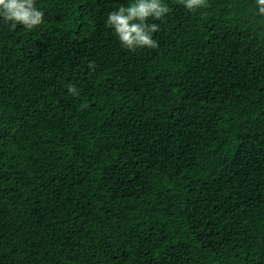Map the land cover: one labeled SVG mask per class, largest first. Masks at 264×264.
I'll return each mask as SVG.
<instances>
[{
  "label": "trees",
  "instance_id": "1",
  "mask_svg": "<svg viewBox=\"0 0 264 264\" xmlns=\"http://www.w3.org/2000/svg\"><path fill=\"white\" fill-rule=\"evenodd\" d=\"M134 2L0 17V264H264V15L162 0L133 51Z\"/></svg>",
  "mask_w": 264,
  "mask_h": 264
},
{
  "label": "clouds",
  "instance_id": "2",
  "mask_svg": "<svg viewBox=\"0 0 264 264\" xmlns=\"http://www.w3.org/2000/svg\"><path fill=\"white\" fill-rule=\"evenodd\" d=\"M185 8L193 11L206 6V0H179ZM258 13L264 15V0H256ZM168 12L162 0H135L128 7L121 6L107 16L106 26L111 27L120 43L129 50L138 47L156 48L157 41L152 34L159 31V25L146 23L149 17L161 19ZM0 17L5 22H12L11 28L22 24L26 29L43 22V12L35 6V0H0ZM93 65H89L92 67ZM70 93L76 94L74 87H69Z\"/></svg>",
  "mask_w": 264,
  "mask_h": 264
}]
</instances>
